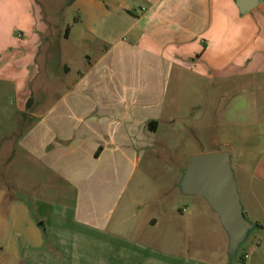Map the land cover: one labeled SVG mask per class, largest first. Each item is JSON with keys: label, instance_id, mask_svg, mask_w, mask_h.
Returning a JSON list of instances; mask_svg holds the SVG:
<instances>
[{"label": "crops", "instance_id": "1", "mask_svg": "<svg viewBox=\"0 0 264 264\" xmlns=\"http://www.w3.org/2000/svg\"><path fill=\"white\" fill-rule=\"evenodd\" d=\"M134 1L118 7L119 35L103 24L99 52L67 78L73 69L40 3L0 0V83L12 89L22 130L0 136L14 190L2 241L8 264H158L159 235H169L175 212L143 203L129 186L159 129L167 78L175 67L217 80L264 75V0L245 14L235 0ZM95 2L93 35L104 14ZM227 152L253 226L243 262L261 264L264 149ZM179 214L191 223L187 208Z\"/></svg>", "mask_w": 264, "mask_h": 264}, {"label": "rangeland", "instance_id": "2", "mask_svg": "<svg viewBox=\"0 0 264 264\" xmlns=\"http://www.w3.org/2000/svg\"><path fill=\"white\" fill-rule=\"evenodd\" d=\"M37 1L56 45L64 49L61 60L73 69L67 78H77L76 71L83 70L85 57L94 58L99 52L103 24L113 29L111 37L119 35L121 12L118 7L123 2H135L96 0L100 8L97 12L104 14L99 16L96 25L98 35H93L90 33V0ZM107 13L110 14L108 18ZM66 33L71 34L67 41L64 40ZM263 78L264 75L209 79L177 67L167 78L158 107L161 112L159 129L148 135L150 141L142 148L135 177L129 186V189H136L143 203L167 205L175 212L173 221L167 224L169 235H159L158 264H249L250 261L243 262L245 254L250 253V241H246L249 233L235 253L230 251L229 236L218 214L204 198L182 193L179 184L193 156L224 151L243 154L247 147L256 153L264 149ZM11 95L10 85L0 83V136L9 133L17 136L21 130ZM5 144L1 147L0 158L5 155L8 143ZM13 150L18 154L16 146ZM9 171L6 163H0V264L9 261L2 250L7 207L14 192L7 180ZM184 208L192 217L191 223L180 217L179 211Z\"/></svg>", "mask_w": 264, "mask_h": 264}, {"label": "water", "instance_id": "3", "mask_svg": "<svg viewBox=\"0 0 264 264\" xmlns=\"http://www.w3.org/2000/svg\"><path fill=\"white\" fill-rule=\"evenodd\" d=\"M261 0H235L241 14L254 9ZM182 193L204 198L218 214L228 233L230 251L235 253L253 226L244 218L228 152L193 156L179 184Z\"/></svg>", "mask_w": 264, "mask_h": 264}, {"label": "trees", "instance_id": "4", "mask_svg": "<svg viewBox=\"0 0 264 264\" xmlns=\"http://www.w3.org/2000/svg\"><path fill=\"white\" fill-rule=\"evenodd\" d=\"M30 104H31V100H29L26 104V109H29L30 108Z\"/></svg>", "mask_w": 264, "mask_h": 264}, {"label": "built area", "instance_id": "5", "mask_svg": "<svg viewBox=\"0 0 264 264\" xmlns=\"http://www.w3.org/2000/svg\"><path fill=\"white\" fill-rule=\"evenodd\" d=\"M245 258H246V254H245Z\"/></svg>", "mask_w": 264, "mask_h": 264}]
</instances>
